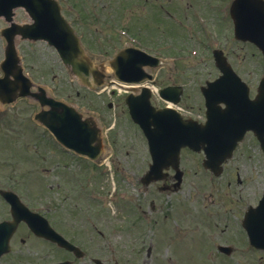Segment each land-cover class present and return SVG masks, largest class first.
Here are the masks:
<instances>
[{
  "label": "rangeland",
  "instance_id": "374dc122",
  "mask_svg": "<svg viewBox=\"0 0 264 264\" xmlns=\"http://www.w3.org/2000/svg\"><path fill=\"white\" fill-rule=\"evenodd\" d=\"M57 1L96 63L107 61L121 48L130 46L131 36L142 42L135 39L136 44L150 46L155 45L150 42L164 34L166 38L158 41L159 46L171 44L173 50L183 51L193 47L205 54L203 48L207 45L201 41L204 34L188 7L191 1L198 10L194 12L203 16L205 22L208 20L221 42L229 44L224 50L242 80L254 83L264 73L259 51L249 43L233 40L232 23H220L218 9L227 0H159L157 5L165 6V10L182 13V30L166 16V21L158 16L155 21L150 16L149 20L145 18L142 13L146 9L142 5L147 3L143 0ZM219 1H222L220 7L213 8ZM148 2L155 4L152 0ZM13 20L18 24L30 22L22 9L14 10ZM196 20L202 23L198 15ZM138 21L150 32L141 27L142 23L135 28L131 25ZM107 23L119 29L116 35L106 27ZM5 26L0 19V30ZM15 45L24 73L35 86H42L48 96L73 106L85 117H92L102 130V156L99 161L91 162L59 147L50 133L33 120L39 107L31 99H23L0 118V190L18 194L26 206L45 216L57 232L81 247L82 259L73 260L70 256L74 264H92L91 258L106 264H264V254L255 252L243 240L224 241L218 237L217 229L207 234L209 237L197 234L206 231L204 222L210 220L207 216L199 219L201 210L208 213L210 208L223 206L224 211L233 215L244 205H255L261 184L264 185V163L257 150L246 153L247 145H244L219 177L203 172L200 156L183 153L185 176L179 191L160 193L156 188L161 182L146 187L141 183L149 163L145 139L123 111L122 99L120 108L109 109L108 103L118 97L111 95L112 89L92 91L82 87L46 43L16 38ZM3 46L0 36V59ZM173 50L165 54H174ZM210 50L204 61L194 58L178 64L164 63L157 73V87L184 84L188 90L191 86L198 88L210 75L217 74ZM156 70L150 69L155 74ZM188 90L184 103L189 105L198 97L200 105L198 89L194 93ZM195 160L198 167H192ZM0 208L8 216L1 198ZM229 224L231 229L237 228L234 222ZM19 239H25V244ZM229 243L234 244L236 252L227 258L218 253L216 246ZM149 248L151 252L147 255ZM55 250L52 253L47 246L34 243L19 229L13 238V252L0 260V264L55 262L62 257ZM209 251L213 252L212 256L207 254Z\"/></svg>",
  "mask_w": 264,
  "mask_h": 264
},
{
  "label": "water",
  "instance_id": "95a60500",
  "mask_svg": "<svg viewBox=\"0 0 264 264\" xmlns=\"http://www.w3.org/2000/svg\"><path fill=\"white\" fill-rule=\"evenodd\" d=\"M16 7H23L32 20V24L16 25L11 24V27L3 32L7 40V47L5 50L6 62L10 61L15 64L18 60L16 58L15 49L13 45V38L15 35H20L22 39L29 40H45L49 45H52L58 51L63 63L68 67L72 74L76 75L82 83L91 86L90 78L96 85L102 83V75L84 55V51L80 47L78 38L74 35L73 31L65 20L60 15V8L54 0H0V15H4L7 21L11 20V10ZM231 17L235 25V35L242 40H248L254 43L262 51L264 57V2L262 0H234L231 10ZM118 56H123L121 52ZM15 75L20 78L24 83L20 89V94L25 96L29 87L28 81L21 76V69L16 67ZM220 70L231 77H235L230 70L219 66ZM120 80H134L138 81L140 78H126L118 75ZM237 78H230L229 80L235 82ZM238 81V80H237ZM262 98L264 99V79L262 82ZM245 100L248 104L246 92L244 93ZM41 106L47 104L50 110L47 112L39 113L35 118L66 146L75 149L79 153L93 154L92 157L97 155L100 151L97 132L91 128L88 121L81 122L80 116L77 112L62 103L56 102L52 99H46L44 93L38 96ZM252 106L255 101L251 102ZM130 113L134 121L138 122L144 130L148 128L141 124L142 114L134 111L129 103ZM264 122V119H263ZM185 126V127H184ZM183 128L190 129L194 135L189 138H183L180 143L181 146H189L194 150H199L203 144V139L199 137L205 132L199 126L184 125ZM147 135L149 134L146 133ZM79 138H83L84 143L79 144ZM78 141V142H76ZM96 143V145H95ZM179 147V148H180ZM3 197L11 204V212L13 221L3 223L1 229L5 234L4 238H0V255L8 250L7 242L9 235L13 232L15 226L21 219L27 222L30 218L36 216L30 215L16 200L14 195L9 193H1ZM261 203L264 206V198ZM260 203V204H261ZM31 222V220H30ZM34 232L37 235H43L49 239L57 242L59 245L67 247L58 238H54L52 232L48 233L41 231V224L37 220L33 221ZM255 244V241H252Z\"/></svg>",
  "mask_w": 264,
  "mask_h": 264
},
{
  "label": "flooded vegetation",
  "instance_id": "af4514ba",
  "mask_svg": "<svg viewBox=\"0 0 264 264\" xmlns=\"http://www.w3.org/2000/svg\"><path fill=\"white\" fill-rule=\"evenodd\" d=\"M145 2H147L148 6H150V3L148 2V0H144ZM155 2V1H154ZM158 2H155L154 5H157ZM147 6V5H146ZM147 6V7H148ZM158 6V5H157ZM160 8H163L162 5L161 6H158ZM189 8L192 7V5L188 6ZM149 8V7H148ZM223 53H225L224 50H222ZM210 79L209 81H214L216 78L219 77V75H215L214 77H212L210 75ZM174 86V85H172ZM251 86H254V85H251ZM256 88V85L254 86ZM256 94V91L252 94V97ZM181 99L183 98V95L180 97ZM17 103V101H16ZM16 105V104H15ZM202 110V107H198V114H203V110ZM202 120V118H201ZM249 141L250 143H256V140L255 138L253 137V135L251 133H247L245 135V138H244V141L239 144L238 146V149H236V151H238L241 147L244 145V143L246 141ZM236 155V154H235ZM233 159V158H232ZM231 164V161H227L224 165H223V171L225 172L226 171V168H228ZM237 168V167H236ZM173 171L171 169H168L166 170V177L164 179L165 181V184L166 185H171L172 184V175H173ZM166 188H169V186H165ZM240 199V197H239ZM213 205H215V202H213ZM250 206L247 207V205H244L242 208H241V211L239 213H234L233 215H230L227 211H224L226 210V207H223L221 206V208H210L208 210V213L207 215L209 216V219L214 221L215 223V228L217 229L219 226H222V228L220 229V232H219V238L220 239H223L224 241H227V242H236V241H239V240H242V239H245L244 237L246 236L243 228L241 227V221H242V218H243V215L245 213V211L249 208ZM1 214V213H0ZM220 219V220H219ZM230 222H234L235 225L237 226V228H234L232 230L231 227H230ZM20 227H23L24 229H27V227L23 224H20ZM30 233V232H29ZM243 233V234H242ZM244 235V237H243ZM30 236H31V233H30ZM12 241H13V236H12ZM21 242H24V240H21ZM233 252H236V250L234 249H230L229 253L230 255L233 253ZM255 252L257 253H264L263 251H259V250H255Z\"/></svg>",
  "mask_w": 264,
  "mask_h": 264
}]
</instances>
